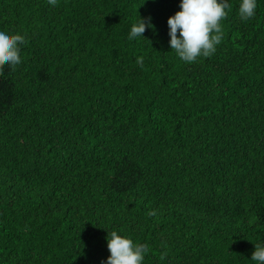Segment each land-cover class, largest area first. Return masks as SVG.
Masks as SVG:
<instances>
[{
    "label": "trees",
    "instance_id": "trees-1",
    "mask_svg": "<svg viewBox=\"0 0 264 264\" xmlns=\"http://www.w3.org/2000/svg\"><path fill=\"white\" fill-rule=\"evenodd\" d=\"M180 3L0 0L26 37L0 69V264H105L111 230L144 264H257L264 0L248 21L230 0L192 63L169 44ZM141 17L154 27L129 40Z\"/></svg>",
    "mask_w": 264,
    "mask_h": 264
},
{
    "label": "clouds",
    "instance_id": "clouds-1",
    "mask_svg": "<svg viewBox=\"0 0 264 264\" xmlns=\"http://www.w3.org/2000/svg\"><path fill=\"white\" fill-rule=\"evenodd\" d=\"M48 3L55 7L57 0H48ZM230 8V0H181V10L168 19L171 49L185 63L212 56L221 43V21L227 18ZM257 8L258 0H240L238 15L248 21L256 15ZM149 27H154L150 18L146 22L141 17L131 27L128 39L144 37ZM25 43V35L0 27V69L6 64L15 67L22 63L21 49ZM107 242L110 256L105 264H144L150 251L147 244L136 243L117 230L108 231ZM251 260L264 264V243H255Z\"/></svg>",
    "mask_w": 264,
    "mask_h": 264
}]
</instances>
